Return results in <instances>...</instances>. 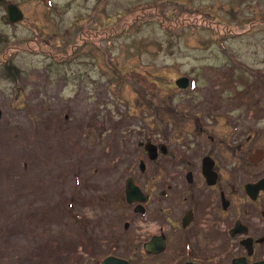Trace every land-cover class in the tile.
I'll list each match as a JSON object with an SVG mask.
<instances>
[{
  "label": "rangeland",
  "instance_id": "obj_1",
  "mask_svg": "<svg viewBox=\"0 0 264 264\" xmlns=\"http://www.w3.org/2000/svg\"><path fill=\"white\" fill-rule=\"evenodd\" d=\"M3 1L0 264L130 260L146 219L126 180L158 194L170 158L146 144L181 149L211 92L264 87V0H7L12 22Z\"/></svg>",
  "mask_w": 264,
  "mask_h": 264
},
{
  "label": "flooded vegetation",
  "instance_id": "obj_2",
  "mask_svg": "<svg viewBox=\"0 0 264 264\" xmlns=\"http://www.w3.org/2000/svg\"><path fill=\"white\" fill-rule=\"evenodd\" d=\"M10 4L18 7L3 1L7 20ZM235 89L226 100L220 93L219 103V93L211 92L209 105L196 104V137L191 134L181 149L172 146L182 137L175 133L146 144L151 162L170 159L151 170L165 174L158 194L128 178L145 197L129 203L146 219V234L134 240V256L127 259L131 264H141L140 252L144 264L264 261V87L257 93ZM147 168L142 160L140 169Z\"/></svg>",
  "mask_w": 264,
  "mask_h": 264
},
{
  "label": "water",
  "instance_id": "obj_3",
  "mask_svg": "<svg viewBox=\"0 0 264 264\" xmlns=\"http://www.w3.org/2000/svg\"><path fill=\"white\" fill-rule=\"evenodd\" d=\"M23 18V13L20 8L16 5L10 4L8 7V19L10 22L16 21ZM190 80L188 77L180 78L176 81L177 85L180 87H185L189 84ZM148 148H151V145L148 144ZM142 166L144 164L142 163ZM126 198L128 202L144 200L142 190L134 183L132 179L126 181ZM102 264H131L127 259L110 255L106 257ZM255 264H264V261L255 263Z\"/></svg>",
  "mask_w": 264,
  "mask_h": 264
},
{
  "label": "bare ground",
  "instance_id": "obj_4",
  "mask_svg": "<svg viewBox=\"0 0 264 264\" xmlns=\"http://www.w3.org/2000/svg\"><path fill=\"white\" fill-rule=\"evenodd\" d=\"M108 121V120H107ZM106 126H108V124H106ZM116 138V137H115ZM116 151H118V147H117V145H116V143H115V145H114V147L111 149V152H116Z\"/></svg>",
  "mask_w": 264,
  "mask_h": 264
},
{
  "label": "trees",
  "instance_id": "obj_5",
  "mask_svg": "<svg viewBox=\"0 0 264 264\" xmlns=\"http://www.w3.org/2000/svg\"><path fill=\"white\" fill-rule=\"evenodd\" d=\"M12 67V66H11ZM8 68H9V66H8Z\"/></svg>",
  "mask_w": 264,
  "mask_h": 264
}]
</instances>
